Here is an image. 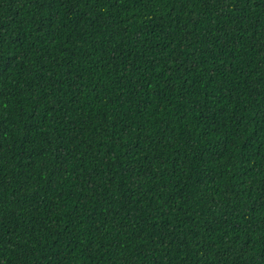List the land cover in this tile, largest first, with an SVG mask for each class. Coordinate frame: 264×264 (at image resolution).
Wrapping results in <instances>:
<instances>
[{
	"label": "trees",
	"instance_id": "16d2710c",
	"mask_svg": "<svg viewBox=\"0 0 264 264\" xmlns=\"http://www.w3.org/2000/svg\"><path fill=\"white\" fill-rule=\"evenodd\" d=\"M0 264H264V0H0Z\"/></svg>",
	"mask_w": 264,
	"mask_h": 264
}]
</instances>
